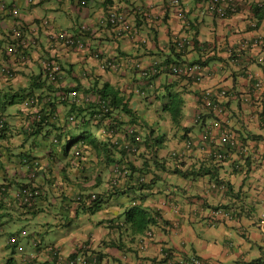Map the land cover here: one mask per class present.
<instances>
[{"label": "crops", "instance_id": "0c3cea01", "mask_svg": "<svg viewBox=\"0 0 264 264\" xmlns=\"http://www.w3.org/2000/svg\"><path fill=\"white\" fill-rule=\"evenodd\" d=\"M65 1L52 9L63 11L68 16L72 15L71 11H75L83 21L72 28H64L65 21L61 18L51 20L52 23L57 28L77 34H81L82 26H88L84 39L91 50L101 49L122 70L104 71L100 67L101 63L91 55L85 56L60 44L53 47L45 32L41 31V46L31 54L29 65H15L20 70L17 80L21 83L31 80L32 71H39L37 66L40 59L51 58L66 68V87H75L84 93L95 86L109 84L131 99L130 109L142 115L139 133L143 138L152 134L150 139H157V148L167 159L162 160L164 158L157 155L159 162H172L171 151L183 150L187 140H194L192 150L180 162L181 166L178 165L183 170L201 169V172H186L194 173L193 177H183L180 175L183 172H170L171 179L175 175L172 181L167 178V173L159 172L161 178L155 188L160 192L148 197L144 203L150 207H162L169 227L164 230L163 226L153 228L155 240L146 250L139 249L141 236L132 241L129 231L120 233L115 225L117 222L109 224L105 222L106 218L101 219L103 223L95 222L87 230L84 241H92L93 249L105 254L103 264H119L123 252L129 254L132 262L139 259L153 260L159 257L160 250L165 247L172 249L179 258L199 256L204 264H264V233L260 228L264 205V0H238V11L222 19L208 14L200 5V0H181L178 8L170 6L168 0H104L97 8L95 0L92 5V1H89L90 6L87 7L75 6L78 0H73L76 4L68 7ZM23 2L18 0L20 7ZM111 8L128 13L138 41H132L128 36L119 38L113 28L100 26L101 17ZM21 13L26 23L42 18L34 15L30 20L22 10ZM144 38L149 41L147 45L141 44L140 40ZM183 39L191 45L179 49L176 41ZM2 59L3 54L0 52V63ZM5 60L10 62L6 57ZM155 60L180 64L198 61L208 63L200 83L161 71L152 79V86H148L134 65L138 62L149 66ZM257 81L262 82L263 90L253 92ZM130 86L141 88L145 97L139 98L135 90H128ZM222 89L228 91L224 99V114L216 116L206 113L201 122L196 123L197 97L205 90ZM165 96L175 97L179 103L181 115L177 116L178 127L173 123L172 111L169 113L165 109V105L169 104ZM160 104L166 114L164 119L160 115ZM70 110L66 104L58 105L53 114L58 116L64 126L67 116L74 113ZM16 116L22 117L20 114ZM225 129L237 134L239 145L232 148L224 145L222 132ZM52 130L53 127L48 131L49 137L46 132L40 136V139L45 137L39 147L44 150L42 156L46 155ZM26 138V135L16 136L8 144V158L4 159L0 170L1 184L9 188L0 199L2 208L15 210L13 192L17 184L24 181L48 189V196L39 202V208L55 197L60 196L64 202L67 201L72 196V190L95 186L94 179L75 173L81 172L79 170L67 168L55 172L64 163L62 150L58 149L54 155L46 156V177L29 179L27 167L19 163L15 154L19 153L17 151L30 153L27 146L22 147ZM218 151L224 153V160L216 156ZM137 163L140 164L139 161ZM170 164L168 162V168ZM129 180L131 187L134 186V181L131 178L126 181ZM215 181L225 183L227 189L213 190L211 185ZM145 193L148 190H128L132 198L138 197V194L142 197ZM167 196L177 200L179 212L160 202ZM127 200L124 204L123 200L115 199L113 203L119 209L110 208L109 214L117 218L121 215L120 218L124 220ZM219 207L231 209L233 218H210L211 212ZM111 242L116 243L111 245ZM119 242L122 246H117ZM78 244L67 242L66 248L62 244L60 249L65 256L73 255Z\"/></svg>", "mask_w": 264, "mask_h": 264}, {"label": "trees", "instance_id": "16d2710c", "mask_svg": "<svg viewBox=\"0 0 264 264\" xmlns=\"http://www.w3.org/2000/svg\"><path fill=\"white\" fill-rule=\"evenodd\" d=\"M43 1L45 0H41V2ZM63 1L64 0H60L59 3ZM83 1L85 0H78L77 5H75L76 3L74 2L71 3L72 6L80 5L83 7H87L89 5V2H84V4H81ZM0 2H4L5 4L4 8H0V52L2 53L3 51V53L6 54L5 56L9 57V53L7 52L8 43L7 41L3 40L5 31L1 27H3L5 23H10L12 15L9 14L8 10L11 7H20V5L18 3V0H0ZM35 34L38 39V43H36V45H31L28 48H20V55L17 56L27 57L26 60H23L24 67L29 65L31 61V54L34 51H37L41 46V43L39 42L40 31L36 32ZM31 36L34 37L35 35L31 34ZM41 60L53 61V59L51 58H43ZM41 60L38 64L39 67L37 66V70H39L38 73L32 71V74L30 75L31 80H29L31 81V83L26 88H23V86L21 85L16 88L15 86L17 84L11 82L10 80H6V82H8L7 88H5L4 86L5 83L0 84V170L2 168V165H4V159L8 158L7 151L10 150L8 144L14 137H25V135L27 136L22 147L27 146L30 153L28 151H17L19 153L15 154H17L19 160L28 158L31 159V162L34 165H43V160L45 157H43L41 153L44 150H40L39 147L42 145V140L45 139V137L40 139V136L44 135V132H46V136L48 135L47 137H49V132L52 127V137H58L61 133V130H65V135L63 136V138H61V140L65 139L67 142L64 145L59 144L57 146H54L51 150V156L55 154L57 149L62 150V155L64 157L63 159L67 160L68 167H72L73 169L77 170H83V172L88 174V178H90L93 173L111 172V168H113L115 164H120L124 170L126 169V171L130 173V175L126 174V176L123 177L126 180L130 178L133 180V176L136 174L139 176V178H137L136 180L137 183L132 187L129 184L130 180L129 182L126 181L127 190H125V192H122V194L127 193L129 189H134L135 191L148 190V193H145V195H143L142 197L134 196L133 198H130V196L128 198L130 200V205L124 213V226H117L120 233H122L123 230L125 232L129 231V234L132 237V241H135V237L143 235L147 230L151 228H160L161 226H163V230L167 229L169 227V222L162 212V207H150L145 205L144 203L148 197L155 196V194H158L160 192L155 188L161 178V176H159V172L167 174L170 172H183L180 173L181 176L193 177L194 173L188 174L186 172H201V169L194 171V169L183 170L179 168L178 164H180L183 159H175L172 162L168 161L169 163H171L169 168L167 161H164V163L159 162L157 160V155L158 157H163V155L159 152L160 149L157 148V139H150L152 138V134L147 135L144 142H142L141 144V147L145 148L144 152L142 151V154L138 156L131 155L132 160L127 162L124 159L125 155L123 151L119 149L121 147V144L123 143H120L121 140H119V137L122 136L124 138L123 131L124 128L127 127V125L141 127L143 121L139 113H136L135 111L130 109L129 102L131 101V99L125 97L120 93V91L110 87L109 84H104L102 87L95 86L91 91H87L95 94L98 101L110 102L109 107L111 110L108 114L97 119L101 112L98 111L99 104L96 103H93L92 105L80 106L77 108L75 107L76 104L71 105L70 111L74 112L76 121L74 124L65 122V125L63 126L60 121L58 122V116L53 114V110H55L58 106L57 102L53 100L46 101L47 98H50L49 91H53L50 93H55L57 91H61L63 93L66 92V98H68L67 95L69 94V92L72 89L76 88L66 87L64 85L66 68L60 62H58L56 59L53 61L61 66L63 72V76L55 84L49 79V73L43 67ZM203 63L204 65H207L208 62L205 61ZM0 76L3 78L1 72ZM55 85H59L61 87L55 89V87L53 88V86ZM29 98H34L35 103L29 108L23 107L22 104ZM165 98L169 99V104L165 105V109L166 111L168 110L169 113L172 111L171 117L173 119V123L176 125L178 124L177 116L181 115V108L179 107V103L175 97L165 96ZM198 103L199 111L201 105L200 97ZM14 105H16L17 108L12 112H9L8 108ZM209 113L214 115L212 111H209ZM17 114H20L22 117L16 116ZM52 118L54 119V122L50 124V119ZM122 118L125 119L124 122L120 121ZM225 131H223L222 133L224 134ZM226 132H228L227 138L229 139H226L224 145L229 148L239 145L237 134L228 129ZM137 136L139 135L137 134ZM161 139H163V136L161 137ZM232 139L237 142L235 145H231L230 141ZM132 142L136 144V140L133 139ZM48 148L49 147L46 148L45 152L48 150ZM150 151L154 157L153 161L152 158L148 156L149 153H147ZM216 156L220 160H224L225 158L224 153L219 151ZM162 160L167 159L164 158ZM138 161L140 162V164L137 163ZM182 166L184 165L182 164ZM29 168L35 170V172L29 173H34L37 176L40 175V168H34L33 165H31ZM41 175H43L44 178L46 177V173H42ZM141 176H147L148 181L142 182L140 180ZM216 182L217 181L213 182L212 184ZM5 193L6 191L3 189L0 180V196L4 195ZM160 202H163V204L165 203V205H167L168 208L170 207L171 210H175L176 208L175 211H180V205L177 200H173V198H170L169 196H167V198L165 197L164 199H161ZM63 204L65 206H70L69 200L67 202H64ZM97 204H100V201L97 200L93 207L91 206L88 208L86 207V199L83 198L79 201L77 208L75 207L74 210L78 212L87 209L88 212L93 214L97 211ZM219 208L227 209L225 207ZM33 211H35V209H33ZM1 220H3V217H0V221ZM114 243L116 242H111V245H114ZM117 246L122 245L119 242ZM14 253L15 252H13L12 254ZM104 257L105 254L98 253L99 264L102 263ZM0 264L30 263H27L24 260H20L18 257L12 256L5 262H1Z\"/></svg>", "mask_w": 264, "mask_h": 264}, {"label": "clouds", "instance_id": "9594fccd", "mask_svg": "<svg viewBox=\"0 0 264 264\" xmlns=\"http://www.w3.org/2000/svg\"><path fill=\"white\" fill-rule=\"evenodd\" d=\"M32 1L33 2L30 3L31 5L35 3L34 0H32ZM89 1L90 0H85L81 4H84V2H89ZM168 1H169V5L170 6L175 7V8L180 7L181 0H179V5H177V6H173L171 4V0H168ZM26 3H28V0H26ZM92 4H93V1H92L91 5ZM200 5L204 8V6L201 3H200ZM81 7H83V6H81ZM112 10L120 12V13H125L126 17H127V20L129 22V24L131 25V22H130V20L128 18L129 17L128 13L126 11H120V10H118L116 8L109 9L101 18H104L108 14V12L112 11ZM20 11H21V9H20ZM208 14H210V13H208ZM210 15H212L214 17L221 18V17L215 16L213 14H210ZM228 16H230V15H228ZM40 20H47L49 22V26L47 28H50L49 30L53 31L54 33L65 32V33H69V34H73V35H81L82 38L84 39V32L81 31V34H77V33L71 32V31H65L64 29L57 28L52 23V21L47 19V17L35 18L33 20V22H30V23H26L25 21L24 22H25L26 25H29L30 27H33V25L35 26V23L39 22ZM100 26H101V24H100ZM102 27H104V26H102ZM107 27H110V26H107ZM41 31L45 32V35L49 39V43L53 47H55L57 44H60V45H62L65 48L73 49V50H75L77 52H81L85 56L91 55L95 60H97V61H99L101 63L100 67L104 71H114L112 69L103 67V65L105 64L106 61H113L118 66V70L115 71V72H119V71L122 70V69L120 70V65L118 63H116L115 60L107 58L104 55V53H103V51L101 49L92 51L86 41L85 42L87 44V50L86 51H80V50H78L76 48H69V47L65 46L64 44H61L58 40L51 38L50 36H48V30H45V28H41L40 32ZM116 35L119 38L128 36L132 41H138V38L136 37L137 35L133 31L132 26H131V31L130 32H126L122 36H119L118 34H116ZM140 41H141V44H143V45H147L148 42H149L148 39H146V38H144V39H142ZM39 42H40V36H39ZM190 45H191V43H187L186 39L177 40L176 41V46L179 49H183L185 46H190ZM2 54H3V59H2V61L0 63V72H1V68H3V67L7 68V69H9L10 71L13 72V76L5 75L4 73L1 72L3 78L6 79V80H10L11 82H13V83H15V84H17L19 86L21 85V86H23V88H26L27 86H29L30 83H31V81H29V80H27L26 83H21V84H20L19 81H15L17 79V77L20 75V70L15 65L19 64V65L24 67L23 61L19 57H14V56H11V55H9V57H7V56H5L6 54L3 53V51H2ZM96 54L100 55V57L96 58V56H95ZM5 57L10 62L6 61ZM54 60L55 59H53V61ZM42 62L43 61L41 60V63ZM155 62H160V66L158 67L157 74H155L151 78H143L142 75H141V70L138 69L139 67H137V66L150 68V67H152L154 65ZM155 62H153L149 66H143L141 63H138V62H135V65H134V69L139 73L140 77L144 81L145 80L147 81L146 85H148V86H152V79L155 76H157L161 71H166V72H168V73H170L172 75L178 76L179 78H184L185 77V76H180V75H177V74L173 73L169 69V67H171V66L183 67L185 65H192V64H201V65L203 64L204 65V63H203L204 61H198L196 63H191V64L169 63L166 60H164V62H161L160 60H155ZM205 66L206 65L203 66L204 67V72H205V68H206ZM185 78L190 79V80H192L194 82H197L191 77H185ZM203 79H204V77H203ZM197 83H200V82H197ZM54 87H55V89H58L61 86H59V85L56 86L55 85V86H53V88ZM130 88L131 89H128V90H133V91L135 90V93L137 94V96L139 98H144L145 97V95H144L145 92L141 88H138V87L136 88L135 86H130ZM148 90H150V92H151V89H148ZM222 90H226V89H222ZM205 91H207V90H205ZM205 91H203V92H205ZM213 91H221V90H213ZM50 92H53V91H49V97L50 98H47L46 101L53 100V101L57 102L58 105H64V104L67 103L66 106L69 105L71 107V105H75L76 104L75 107L77 108V107L84 106V105H92L93 103L99 104V107L98 106L97 107H98V111L101 112V114H99L97 119H99L102 116L108 114L110 112V110H111L110 107H109V104H110L109 101L108 102L107 101H98L96 96H95V94H93L92 92H87L86 91V92L83 93V91L81 92L78 88H76V89H72L69 92V94L67 95L68 98H66V92H64V93L61 92V91H57L55 93H50ZM71 93H76L77 94L76 97L72 96ZM80 93H81V95H79ZM227 95H228V91H227ZM227 95H226V97L224 99L227 98ZM86 96H91L92 100L90 102H87L86 100H84ZM199 97H201V95L197 97V101L199 100ZM62 98H64V100ZM224 103H225V101L223 100V105H224ZM103 104H105V107L103 106ZM22 106L25 107V102L22 104ZM25 108H27V107H25ZM199 111H197V114H196V119H195L196 123H200L201 119H202V116L205 115L206 113H209L208 111H206L205 113L201 114L200 119H197V115H198ZM224 112H225V110H224ZM214 115H216V114H214ZM140 116H142V115L140 114ZM216 116H220V115H216ZM75 121H76L75 114L73 113V114L67 116L65 122H70L71 124H74ZM120 121L124 122L125 119L122 118ZM53 122H54V119H50V124H52ZM140 128L141 127H135V126L127 125V127H125L124 131H123L124 138L122 136L119 137V140H121L120 143L123 142L119 149L121 151H123V153L125 155L124 159L127 162L132 160L131 159V155L138 156V155L142 154L141 153L142 151L144 152V150H145V148L141 147V144H142V142H144L145 138H143L142 135L139 133V129ZM64 131L61 130V133H60V135L58 137H52L51 136L49 138V143L50 144H49V146H47L49 148L45 152L46 155L43 156V157H45L44 160H43V165H39V164L34 165V164H32L31 159H28V158L24 159V160H19V163L21 165L27 167V172L28 173L29 172H35L34 169L29 168L31 165H33L34 168L38 167V168L41 169V173L38 176L36 174H34V173H29V175H30L28 177L29 179L36 180L37 178H44V176L41 175V174L42 173H46V172H44V170H45V167L48 166L45 163L46 156H50L51 155V150H52V148L54 146H57L59 144L64 145L67 142L65 139L61 140V138H63V136L65 135ZM112 132H114V131H112ZM137 134L139 136H137ZM222 136H224L223 133H222ZM133 139L136 140V144H134L132 142ZM223 140H224V138H223ZM224 142H226V140ZM189 143H190V145L188 146ZM193 146H194V141L187 140L185 145H184V147H183V150L176 151V152H174V150L171 151L170 157L173 160L174 159H176V160L177 159H184L185 156H187V153H189L192 150ZM147 153H149L148 156L150 158H152V161H153L154 157H153L151 151L147 152ZM63 161H64V163L61 166L57 167L55 172H61V170H65L67 168H70L67 165V160L63 159ZM115 165L113 166V168H111V172H97V173H93L91 175L90 180H92V179L95 180V182H96L95 186H92L91 188H88V189H85V190H77V191L72 190V191H70V192H72V196L71 197L67 196L68 200L70 202V206H64L65 210L69 211L71 209H75V207L77 208V205L79 204V201L82 200L83 198L86 199V207H88V208L91 207V206L93 207L94 204L96 203V201L98 200V201H100V204L96 205V206H98V207H96L97 211L95 213H93V214L99 213L101 211L103 205H105V204L107 205V208H106L107 211H105L106 217H103L101 215V218L97 222L98 223H103V222H101V219L106 218L105 222H107L109 224L112 223V222H117L115 224L116 226H118V225L119 226H123L124 222H125V217H124V220H122L120 218L121 215L118 218L115 217V216H111L109 214V210H110V208H113L115 210L119 209L118 205L113 203V201L115 199L123 200L124 204H125V200H127L130 197V195L128 194L127 191H126L127 193L122 194V192H125V190H127L126 187H125L126 179L123 178V177H125L126 174L130 175V173L127 172L126 169L124 170L123 167L120 164H115ZM75 170L78 171L77 169H75ZM79 171H81V172H75V173L82 174L83 176H85V178H88V174L83 172V170H79ZM137 178H139V176L137 174L133 176V181H134L135 184L137 183V181H136ZM140 180L142 182L143 181L147 182L148 181V177L147 176H141ZM2 183H5V182H2ZM123 183H124V186H123ZM216 183H221L222 184V182H219V181H217ZM1 185H2L3 189L6 192L9 191V188L7 187L6 184H1ZM65 195H66V193H65ZM2 196H0V199H1ZM47 196H48V189L45 188V186L30 182V181L29 182L24 181L20 185L17 184L16 190L13 192V198H14V203H15V208L14 209L16 211L13 210V209L11 210V208H2V206H0V217H3V220L0 221V239H4V244L0 245V263L1 262H5L7 260V259L4 260L2 258V253L6 252V251H10L11 253L15 252L14 255L16 253H18L19 255H17L16 257H18L20 260H24L25 262L30 263V264H60L59 263V259L61 257L71 258V257L77 256L80 253H84L86 255H88V254L89 255L90 254H97L98 255L99 252H97L95 249H93L92 241H84V242L79 243L78 244V248H77L76 252L73 253V255L65 256L62 253L59 244H56V243L44 244L43 243V238L41 237L40 234L31 235L30 236V239H29L30 248L28 250H25V246L23 245L22 236L19 234V231H13L12 230V232L8 233V235L6 234V230H5V227H4L3 224L5 223V219H6V216L8 214L10 215V218L7 221L16 222V217H22V216H25L28 213H33V214L39 213V212H41L43 210L41 208L42 206L39 208V202L41 200H43L44 198H46ZM130 198H132V197H130ZM56 199H59L62 202H64V199H62L60 196L59 197H55L53 200H56ZM67 201H65V202H67ZM127 203H128V207H129V205H130V200L129 199L127 200ZM133 205H134V203H133ZM45 206H46V204L43 207H45ZM6 209H10L12 212H14L16 214V216H14L11 213H7ZM33 209H35V211H33ZM216 209H222V208H216ZM216 209H214V210H216ZM81 211H88V210L86 209V210H81ZM81 211L77 212L75 210L76 215L81 213ZM104 259H105V257H104ZM104 259H103L101 264H103Z\"/></svg>", "mask_w": 264, "mask_h": 264}, {"label": "built area", "instance_id": "2783aa9c", "mask_svg": "<svg viewBox=\"0 0 264 264\" xmlns=\"http://www.w3.org/2000/svg\"><path fill=\"white\" fill-rule=\"evenodd\" d=\"M32 0H28V3H32ZM200 3L204 6L205 10L213 14L215 16H219L224 18L228 15H232L238 11V0H200ZM171 4L173 6L179 5V0H171ZM4 2H0V8H4ZM9 14L12 15L10 23H5L3 25V30L5 34L3 36V40L7 41V52L9 55L17 57L20 55V48H28L31 45H36L38 43V39L36 37V32L40 31L41 28H45L48 30V36L53 39L58 40L61 44L69 48H76L80 51L87 50V44L85 40L82 38L81 35H73L65 32H58L54 33L50 31L49 22L47 20H40L39 22L35 23V26L30 27L26 25L20 8L19 7H11L8 10ZM101 26L107 27L110 26L114 29L115 33L119 36L124 35L126 32L131 31V25L129 24L126 14L120 13L117 11H109L108 14L101 18L100 20ZM88 26H82L81 31L85 32L88 31ZM34 32V33H32ZM31 34L35 36L32 37ZM258 43V42H257ZM96 58H99L100 55L96 54ZM22 61L26 60L27 57H19ZM51 60H46L42 62L43 67L47 70L49 79L56 84L58 80L63 76V72L61 66L56 62ZM160 66V62H155L154 65L150 68H145L142 66L138 69L141 70V75L143 78H151L158 72V67ZM104 68H109L114 71L118 70V66L113 61H106L103 65ZM169 69L180 76L191 77L197 82H201L204 77V67L201 64H192V65H185L183 67L171 66ZM1 72L5 75L13 76V72L7 68H1ZM263 90V84L261 81H257L254 84L253 92H258ZM72 96L76 97V93H71ZM227 95V90L221 91H213L207 90L201 94V105L200 111L197 115V119H200L201 114L205 113L206 111H212L216 115H223L224 114V105L223 100ZM64 100V98H62ZM87 102L92 100L91 96H86L85 99ZM248 100V99H247ZM35 103L34 98H29L25 101V107H30ZM102 105V104H101ZM105 107V104H103ZM227 133H224L223 138H227ZM231 145H235L237 142L235 140L230 141ZM190 143L188 144V146ZM212 189L215 191L227 189L225 183H214L212 184ZM264 204V199H263ZM174 208V207H173ZM176 210V208H175ZM214 220H231L233 218V212L231 209H216L213 210L209 216ZM260 228L264 233V205L263 211L261 214V223ZM155 240L154 229L147 230L139 239V249L141 251L146 250L149 246L153 244ZM60 264H99L98 255L97 254H84L80 253L75 257L71 258H64L61 257L59 259ZM101 264V263H100ZM119 264H204L203 260L198 256H192L188 258H179L176 256L175 252L168 248H162L160 250V255L155 260H146V259H139L136 262H132L129 258V254L123 252L119 258Z\"/></svg>", "mask_w": 264, "mask_h": 264}, {"label": "rangeland", "instance_id": "374dc122", "mask_svg": "<svg viewBox=\"0 0 264 264\" xmlns=\"http://www.w3.org/2000/svg\"><path fill=\"white\" fill-rule=\"evenodd\" d=\"M9 1V0H6ZM36 2L34 4H28L26 3V0H24L23 5L20 7L23 13L26 14L28 19H33L34 15H38L40 17H47L50 21L54 19H60L65 21L64 28H72L75 27L76 23L83 21V18L78 16L75 11H71L72 15L68 16L63 11H54L52 8L54 6H57L59 4L60 0H45L41 2V0H35ZM40 1V3H39ZM73 0H66V4H68V7L72 6ZM97 4H95V8L101 6V4L104 2V0H95ZM32 12V13H31ZM65 31H68L64 29ZM15 81H18L17 79ZM27 80H25L22 83H26ZM5 83V88L8 87L6 82V79L2 78L0 76V84ZM21 84V82H20ZM19 85H16L17 88ZM81 95V93L79 94ZM143 102H145L144 99H142ZM149 104L148 106H150ZM155 107L156 104H153ZM163 105L160 104V115L163 117V119L166 117V114L163 113L162 109ZM17 108L16 105L10 106L8 108L9 112H12ZM176 127L177 124H176ZM177 129V128H176ZM163 143V140L161 139V144ZM174 174L171 175L168 174V179L173 180ZM138 197H141L140 194H138ZM59 199L50 201V203H46L45 207H41L43 210L39 213H28L25 216L22 217H16V222L13 221H7L10 218V215L8 214L5 219V223L3 224L6 230V234L13 231H19V234L22 236L23 245L25 246V250H28L30 248L29 239L31 235H37L40 234L43 238L44 244H50V243H56L59 245L64 244V247L66 248L67 242H83L87 237V230L91 228V226H94L95 222H97L101 215L103 217H106L105 211L107 208V205H103L101 211L96 214H91L88 211H81L78 215H76V212L74 209H71L69 211L65 210V205L63 204ZM7 213H11L14 216L16 214L12 212L10 209H6ZM114 213V211H112ZM123 213V211H122ZM4 244V239H0V245ZM2 250V249H1ZM3 251V250H2ZM19 255L16 253L15 255L12 254L10 251H6L2 253V258L9 259L10 257H16Z\"/></svg>", "mask_w": 264, "mask_h": 264}]
</instances>
